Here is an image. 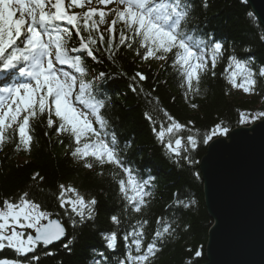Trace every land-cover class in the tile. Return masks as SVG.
<instances>
[{
    "label": "snow or ice",
    "instance_id": "snow-or-ice-1",
    "mask_svg": "<svg viewBox=\"0 0 264 264\" xmlns=\"http://www.w3.org/2000/svg\"><path fill=\"white\" fill-rule=\"evenodd\" d=\"M92 3L93 0H0V73L5 75L6 81L8 78L12 81L0 86V150L16 136L15 150L30 152L32 121L45 118L47 127L58 136L67 135L69 154L83 168H100L97 175H102L104 166H110L111 179L124 201L123 212L141 215L123 237L129 243L118 264H149L150 258L162 250V244L174 236L179 225L175 220L168 223L158 218L156 223L162 225V229L155 230L144 246L148 235L145 226L149 223L145 210L152 197L148 190L151 178H139L121 156L118 138L108 131L109 122L102 112L106 101L97 98L93 83L87 79L90 73L87 58L97 61L95 53L103 48L111 60L119 48L125 46L129 50L135 49L136 56L142 61H163L162 67L170 62L180 76V87L185 89L187 98L189 94H200L201 78L224 56L223 45L189 34L193 6L186 0H96L99 5H112L107 11L92 6ZM203 6L207 7L206 0ZM117 25L120 26L119 42L115 43ZM101 26H104L103 31ZM227 61L228 84L244 93L254 92L257 85L254 77L264 78V66L254 73L248 61L235 55H228ZM105 75L100 72L92 79L101 80ZM212 75L215 76L214 71ZM136 77L140 81L146 79L140 71L132 79ZM132 90L135 92L136 88L132 87ZM191 107L197 105L191 103ZM168 118L172 120L171 116ZM148 119L152 117L148 116ZM258 119H264V110L254 114L239 112L241 125ZM184 127L172 120L167 129L162 128L157 133L158 139L163 142L165 132L175 134ZM229 131L223 121L216 123L203 135L202 142L208 144L214 137L227 136ZM182 140V137L175 138L173 146L169 139L164 146L177 156L181 155V149L184 153L197 149L196 135H187L186 143ZM182 158L189 163L196 162L189 155ZM38 177L39 173H36L32 179ZM58 188L59 207L70 206L71 214L80 218L77 221L69 215L73 226L93 218L98 203L94 197L86 198L71 185L60 184ZM67 193H72V197H67ZM176 203L189 209L196 202L177 200ZM110 219L115 225L121 223L116 214ZM28 229L34 235L28 233ZM65 234L61 222L51 219L50 213L42 210L30 192H23L16 200L4 199L0 206V252L10 250L16 258H0V264H39L40 257L29 254L35 253L40 245L47 247L61 241ZM105 239L108 249L117 248L115 230ZM70 244L71 241L63 247L68 249ZM45 254L54 255L52 252ZM195 255L200 256L201 252L197 250ZM93 264H100V261Z\"/></svg>",
    "mask_w": 264,
    "mask_h": 264
},
{
    "label": "trees",
    "instance_id": "trees-1",
    "mask_svg": "<svg viewBox=\"0 0 264 264\" xmlns=\"http://www.w3.org/2000/svg\"><path fill=\"white\" fill-rule=\"evenodd\" d=\"M186 2L193 6L190 9L189 34L206 42H221L224 51L216 67L202 76L200 94H189L186 98L185 89L180 87V76L170 62L162 67L163 61H142L136 56L135 49L121 46L110 60L101 48L100 52L95 53L97 61L87 58L90 69L87 79L93 83L97 98L106 101L102 112L109 122L108 131L115 133L118 138L121 156L139 178H151L148 190L152 192V197L149 198L150 206L145 210L149 223L145 226L148 235L144 246L152 239L151 234L155 230L162 229V225L156 223L158 218L168 223L175 220L179 225L174 236L162 244V250L150 258L149 264L206 262L205 248L212 219L204 205L203 183L198 168L207 149V144L202 142L203 135L221 121L230 130L248 126L251 123L239 124V112L254 114L264 110V78L255 75L257 85L252 93L233 89L226 79L227 57L230 54L248 61L254 73L264 66V29L246 0H206V8L203 6L204 0ZM103 30L104 26H101ZM119 30L120 26L117 25L115 43L119 42ZM137 71L142 72L146 79L140 81L136 77L133 80ZM100 72H104L105 77L93 80V76H98ZM5 82H12L11 78L6 81L5 75L0 73V86ZM132 87L136 88L135 92ZM191 103L197 107L192 108ZM148 116L152 119H148ZM169 116L185 127L175 134L165 132L162 142L157 133L172 123ZM189 134L197 137L198 147L195 151L184 153L181 149V155L177 156L164 146L169 139L175 146L177 137H182V142L186 143ZM31 135L33 141L30 152L15 150L18 142L16 136L0 150V206L4 199L16 200L20 194L28 191L41 204L42 210L60 219L66 229V237L51 246H38L37 251L29 256L38 255L39 264H93L94 261L118 264L129 243L123 237L132 230L141 215L123 212L124 201L111 179L110 166H104L102 175H97L100 168H83L69 154L67 135L58 136L47 127L45 118L32 121ZM184 155H189L196 162L189 163L182 158ZM36 173L43 179L38 177L33 180ZM60 184L71 185L85 194L86 198L94 197L98 201L91 220L86 219L82 224L73 226L69 215L77 221L80 218L71 214L70 206L59 207L56 196ZM67 197H72V193H67ZM177 200H194L196 203L185 209L176 203ZM113 214L119 216L120 225L111 221ZM176 224L172 226L176 227ZM185 225L188 227L185 228ZM114 230L118 235L117 248L111 250L106 246L105 237ZM69 241L71 244L65 249L63 245ZM197 250L201 252L200 256L195 255ZM46 252L54 255H46ZM3 257L16 258L7 249L0 252V258Z\"/></svg>",
    "mask_w": 264,
    "mask_h": 264
},
{
    "label": "water",
    "instance_id": "water-1",
    "mask_svg": "<svg viewBox=\"0 0 264 264\" xmlns=\"http://www.w3.org/2000/svg\"><path fill=\"white\" fill-rule=\"evenodd\" d=\"M246 2L264 29V0ZM198 168L212 219L203 264H264V119L214 138Z\"/></svg>",
    "mask_w": 264,
    "mask_h": 264
},
{
    "label": "rangeland",
    "instance_id": "rangeland-1",
    "mask_svg": "<svg viewBox=\"0 0 264 264\" xmlns=\"http://www.w3.org/2000/svg\"><path fill=\"white\" fill-rule=\"evenodd\" d=\"M94 1H96V0H93L92 6L97 7V8L100 9V10H105V11H107V9H108L109 7H112V5H108V6L100 5V6H98V3L94 2ZM22 79H23V78H22ZM252 123H253V122H252ZM26 231H27V230H26Z\"/></svg>",
    "mask_w": 264,
    "mask_h": 264
}]
</instances>
